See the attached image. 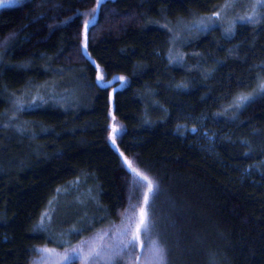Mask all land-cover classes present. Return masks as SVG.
I'll return each instance as SVG.
<instances>
[{
  "label": "trees",
  "instance_id": "16d2710c",
  "mask_svg": "<svg viewBox=\"0 0 264 264\" xmlns=\"http://www.w3.org/2000/svg\"><path fill=\"white\" fill-rule=\"evenodd\" d=\"M228 1L100 0L97 7V0H29L0 10V160L25 159L34 149L44 163L101 173L125 211L129 230L139 224L144 208L148 227L142 239L136 248L123 250L120 261L108 264H264V187L256 179L264 174L261 169L248 172L256 165L264 168V93L234 117H214L202 131L178 134L165 130L173 96L165 95V107L157 105L164 114L154 123H143L138 115L149 85L165 75L164 69L173 74L178 68L165 62L154 71H136L137 87L117 112L124 127L116 144L154 182L149 193L146 182L140 181L143 187L134 183L140 178L111 143L107 92L96 80L98 63L83 48L85 21L94 18L89 42L113 44L118 58L130 61V42L153 26L152 14L163 16L168 25L173 15L196 16L205 29L193 44L205 46L217 31L215 3ZM247 6L256 14L246 26L264 38V4L255 7L249 1ZM36 78L66 87L58 100L15 110L5 85L25 87ZM78 84L88 85L91 95L70 106L65 99ZM154 247L163 250L162 261L154 257Z\"/></svg>",
  "mask_w": 264,
  "mask_h": 264
},
{
  "label": "rangeland",
  "instance_id": "374dc122",
  "mask_svg": "<svg viewBox=\"0 0 264 264\" xmlns=\"http://www.w3.org/2000/svg\"><path fill=\"white\" fill-rule=\"evenodd\" d=\"M27 1L8 3L6 0L0 10ZM245 1L229 0L222 6L215 3L214 12L219 16H213V12L212 19L217 31L205 46L193 44L198 31L205 29L194 20L196 16L185 20L173 15L175 18L168 25L163 16L152 14L149 21L153 26L130 42V61L118 58L121 53L117 49L114 52L113 44L109 47L89 42V26L94 18L89 21L83 48L98 63L96 80L107 92L110 108V140L129 169V163L133 168L136 166L116 144L124 127L117 112L128 104L137 87L133 85L136 71H154L165 62L178 68L174 75L164 69L165 75L160 74L149 85L141 97L138 114L143 123H154L164 114L157 105H163L165 95L173 96L174 109L167 118L165 130L178 134L202 131L214 117H234L246 103L264 93L260 88L264 83V38L257 29L246 26L255 20L256 14L248 13L247 2L252 1L256 7L263 5L264 0ZM5 86L10 88L14 109L58 100L61 89L66 87L62 84L58 88L44 78L33 79L25 87ZM91 92L88 85H74L65 100L70 106L80 105ZM240 96H248V99L241 102ZM32 150L25 159L21 156L10 162L0 160L3 172L11 167L5 175L0 174V264H74L76 261L108 264L103 257L81 260L72 249L84 247L87 253L89 246H95L115 252L111 261H120L121 241L134 240L132 246L136 248L145 229L141 218L143 216L144 223L148 219L144 208L139 224L129 230L123 222L127 218L125 211L101 173H94L93 169L71 171L52 162L44 163V157ZM33 162L41 164V168L30 167ZM256 167L248 172L261 169L264 174L263 166ZM256 179L257 184L264 187V176ZM33 192L35 195L29 197ZM70 208L73 210L65 215ZM137 234L139 239L135 240ZM44 249L50 251H42ZM65 253L70 260L63 258Z\"/></svg>",
  "mask_w": 264,
  "mask_h": 264
},
{
  "label": "snow or ice",
  "instance_id": "6c2138e0",
  "mask_svg": "<svg viewBox=\"0 0 264 264\" xmlns=\"http://www.w3.org/2000/svg\"><path fill=\"white\" fill-rule=\"evenodd\" d=\"M6 2V0H0V5H3ZM8 3L13 2V0H7ZM100 4V0H97V7ZM96 8L92 9V12H95ZM213 16H219V13L214 12ZM88 26V22L85 21V29H87ZM100 79H102V77H98ZM121 79H123V77H121ZM261 90H264V83H261L260 85ZM241 102L245 101L248 99V96H240L238 98ZM115 130V128H114ZM114 142V141H113ZM129 167L132 169V171L134 173H136V175L140 178L139 180H134V183L139 185L140 187H143L144 185L140 183V181H144L147 184V189L148 192H153V184L154 182L148 177V175H146L144 172L139 171L137 168H133L131 163H129ZM144 201L145 203H148V193L144 194ZM43 218L41 220V224H43ZM141 224L144 226L145 229H147L148 225L146 223H144V218L142 216L141 218ZM121 235H124V233H121ZM139 239V235L137 234V236L135 237V240ZM121 244L123 245V247H120V251H123L124 247H127L128 245H134V240H126V241H121ZM112 246H109V248H111ZM42 251H50L48 249H44ZM153 251V255L154 257L158 260V261H162L163 260V250L160 249L159 247H154L152 249ZM72 252L78 256L81 260H86V261H91L93 258H105L108 261L112 260L113 255H115V252L109 253L106 252L104 249L102 248H97L95 246H89L87 249V253L84 247L78 248V249H72ZM65 260H70L71 257L68 256L67 253H65L64 257Z\"/></svg>",
  "mask_w": 264,
  "mask_h": 264
}]
</instances>
